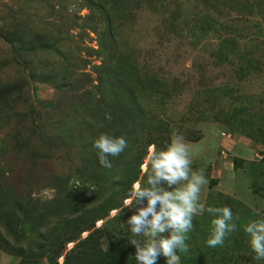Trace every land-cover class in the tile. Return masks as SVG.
Returning <instances> with one entry per match:
<instances>
[{
    "label": "rangeland",
    "instance_id": "374dc122",
    "mask_svg": "<svg viewBox=\"0 0 264 264\" xmlns=\"http://www.w3.org/2000/svg\"><path fill=\"white\" fill-rule=\"evenodd\" d=\"M76 1L78 15H91L86 21L89 29L97 20H104L94 0H65V6ZM221 2L208 6L202 0L128 1L113 34L122 48L131 51L141 74L157 75L155 85L140 83L137 90L152 88L144 95L146 104L169 127L138 141L132 127L125 126L127 147L118 156L109 157L112 167L105 168L93 147L92 124L79 126L80 117L87 116L84 92L90 80L97 78L94 66L101 59L83 51L86 68L64 72V60L52 53L41 56L30 48L42 31L57 27L52 10L40 0H0V90L8 91L10 103L0 114L4 126L0 131V158L4 161L0 203L9 205L0 208V251L11 255L16 264L22 260L24 264H63L92 229L104 227L98 234L102 249L114 248L115 256L119 250L127 264H136L127 220L146 200L124 209L122 204L97 220L91 230L63 245L58 238L66 231L72 234L71 217L63 227L57 226V221L50 225L41 221L55 208L57 187L66 179L67 193L77 204L97 192L82 186L74 169L97 176L118 172V180L125 183L123 194L131 192L134 184L143 186L147 179L150 149H165L177 136L189 147L192 170L207 180L200 194L203 204L211 191H220L255 211H264V189L255 191L257 175L251 164L264 162V5L258 6L260 0ZM208 16L215 22L200 26ZM108 27L106 23L100 30L108 31ZM86 29L83 31L88 32ZM80 32L72 30L75 35ZM88 33L91 39L85 45L97 48L96 33L92 29ZM83 72L90 76L85 79ZM26 82L29 86L22 93L19 88ZM77 128V136H71V130ZM18 130L23 140L20 144L14 139ZM41 130L50 138L46 144L39 139ZM4 149H8L5 155ZM138 165L139 179L130 185ZM61 246L63 254L56 261L30 255L41 247ZM162 260L166 262L163 256Z\"/></svg>",
    "mask_w": 264,
    "mask_h": 264
},
{
    "label": "trees",
    "instance_id": "16d2710c",
    "mask_svg": "<svg viewBox=\"0 0 264 264\" xmlns=\"http://www.w3.org/2000/svg\"><path fill=\"white\" fill-rule=\"evenodd\" d=\"M128 1L94 0V6L103 12L105 18L102 22L97 20L94 26L89 29V24L86 21L90 19L91 15L84 17L76 13L78 1L74 2L72 6L67 7L65 6V0H40L43 6L52 10V15L56 21L54 25L57 27H53L51 32L42 31L39 38L30 46L31 49L35 48L41 56L52 53L54 58L59 57L64 60V72L75 73L79 69L86 68L88 61L82 56L83 51L87 52V56L94 55L101 59V63L94 66L97 78L90 80L89 89L84 92L86 103L83 109L86 111L87 116L85 118L80 117L81 122L79 124L82 127L86 122L92 124V141L101 134L124 136L127 133V129H125L127 125L132 127L131 131L134 136H138V141L143 136L151 135L152 133L157 134L160 131L167 130L169 127V124L155 117L153 108L149 106V103L146 104L147 99L144 95L152 88L137 90L140 83L155 85L159 80L157 75L153 73L141 74L140 72L142 71L134 63L131 51L126 47L122 48V45L116 41L115 34H113V28L124 13ZM202 1L207 2L206 5L210 6L211 2L213 3L216 0ZM148 3L152 4L151 1H148ZM221 3L227 5V0H223ZM261 5H264V0L258 2V6ZM204 18L207 19H202L203 24L200 21V26L214 21L211 16ZM106 23L109 25L108 31L100 30ZM60 28H63V30ZM76 28L82 30V32L77 33V35L73 34L72 30ZM84 28H87L88 32L92 29L96 33L98 40L97 48L85 45L91 37L88 32L83 31ZM81 43L82 46L79 45ZM73 45L76 48L75 51L72 47ZM81 75L85 79L90 76L87 72H83ZM139 75L142 76L140 77ZM26 86H29V82L28 84L26 82V84L21 85L19 90L22 93L25 92ZM7 93L8 91L0 90V114L7 106L10 107ZM107 115H110L111 119H106ZM233 115L237 114L234 113ZM237 125L241 126L242 124L239 123ZM3 127L0 124V131ZM73 128L76 127L73 125ZM77 132L78 128L71 130L70 135L77 136ZM46 134V130H41L42 136L39 139L43 140L44 144L50 140ZM14 135V139L19 141V144L23 143L22 138H19V130ZM7 152L8 149H4V155ZM1 158L0 167L1 162H4ZM251 164L254 168V175H257L254 181V188L259 193L261 189H264V162L254 161ZM73 173L81 178L80 183L82 186L88 185L91 188H96L97 192L93 193V198H88L77 204V199L67 193L69 189L67 179L59 184V188L57 187V199L53 200L55 208L47 211L49 216L43 218L41 224L50 225L53 221H57L56 225L63 227L70 222L69 217H71L74 228L71 230L72 234L66 231L58 238L59 243L62 245L74 239V236L77 234L85 230H91L97 220H103L109 216V212L119 208L123 204V200L129 197L131 193L126 192L123 194L121 189L124 188L125 183L121 179L118 180V172L112 174L106 172L102 176H97L92 171L77 168L74 169ZM140 173L138 165V169L130 185L139 179ZM3 175L4 173L0 170V179ZM124 177L125 174H123L122 179ZM87 179L90 180L88 181ZM65 193L68 196H65ZM60 198L63 200L56 202ZM58 205L60 207L56 208ZM204 205L205 208L229 207L233 213V222L237 225L236 230L226 236L223 245L214 248L209 247L207 239L211 234V221L214 217L207 213V211L194 216L193 228L189 232L186 241L188 251L186 253H179L181 257L180 264H264V259L258 260L255 258L256 254L251 248L249 236L244 231V225L250 221L264 218L263 210L259 212L255 211L236 198L220 191H211ZM8 206V204L1 206L0 203V208ZM72 214H75L74 218H72ZM105 229L104 227L94 231L92 229L88 236L80 241L71 251L63 264H113L115 257L117 258L115 264H127L123 260V252L118 250L115 256L116 250L114 248L106 251L102 249L98 234ZM45 242L47 241L45 240ZM61 247L52 249L41 247L36 253L30 252V255L34 258H46L56 261L63 254V247ZM159 259L161 261L160 264H166L162 260V256ZM20 264H24V260Z\"/></svg>",
    "mask_w": 264,
    "mask_h": 264
},
{
    "label": "clouds",
    "instance_id": "9594fccd",
    "mask_svg": "<svg viewBox=\"0 0 264 264\" xmlns=\"http://www.w3.org/2000/svg\"><path fill=\"white\" fill-rule=\"evenodd\" d=\"M106 119H111L110 115ZM100 164L111 168L109 157H116L127 147L124 136L101 134L93 142ZM150 171L143 186L134 184L130 198L123 202V209L135 202L146 204L128 218L135 246L136 264H157L159 257L166 258V264H179V253H186L188 234L193 228L194 216L207 211L214 218L211 234L207 239L209 247L223 245L226 236L236 230L232 210L225 207H207L200 201L205 176L191 168V153L182 136L174 138L165 149H150ZM256 259H264V218L244 225ZM168 233V235H163ZM142 241V242H141Z\"/></svg>",
    "mask_w": 264,
    "mask_h": 264
},
{
    "label": "crops",
    "instance_id": "0c3cea01",
    "mask_svg": "<svg viewBox=\"0 0 264 264\" xmlns=\"http://www.w3.org/2000/svg\"><path fill=\"white\" fill-rule=\"evenodd\" d=\"M0 264H16V261L11 255L0 251Z\"/></svg>",
    "mask_w": 264,
    "mask_h": 264
}]
</instances>
